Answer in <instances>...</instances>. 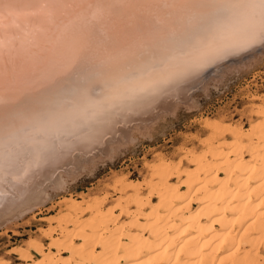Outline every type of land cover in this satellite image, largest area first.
I'll list each match as a JSON object with an SVG mask.
<instances>
[{
    "label": "bare ground",
    "instance_id": "obj_1",
    "mask_svg": "<svg viewBox=\"0 0 264 264\" xmlns=\"http://www.w3.org/2000/svg\"><path fill=\"white\" fill-rule=\"evenodd\" d=\"M263 55L264 0H0V226L44 204L74 155ZM250 112L205 117L141 180L63 197L0 264H264V102Z\"/></svg>",
    "mask_w": 264,
    "mask_h": 264
},
{
    "label": "rangeland",
    "instance_id": "obj_2",
    "mask_svg": "<svg viewBox=\"0 0 264 264\" xmlns=\"http://www.w3.org/2000/svg\"><path fill=\"white\" fill-rule=\"evenodd\" d=\"M251 63V66L243 67L234 62L218 71L202 74L198 81L194 80L196 84L187 98L182 96L183 99H176L174 104L165 105L166 109L159 108L161 110L153 112L145 123L135 121L136 127L128 129V136H122L120 132L115 136L110 132L106 135L107 145L91 154V158H81L80 165L76 163L81 154L74 155L72 165L59 168V173L45 185L48 200L44 204L31 205L22 217H15L0 226V256L3 255L6 262L17 261L16 255H9L13 246L30 236L40 235V230L47 227L46 218L54 217L56 221L60 208L58 201L63 197L104 194L110 191L113 181L124 174L143 179L145 162L151 161L156 153L173 156L181 146L197 141L195 137L204 128L205 117L220 122H248L251 103L264 102V55ZM58 177L62 185L55 183Z\"/></svg>",
    "mask_w": 264,
    "mask_h": 264
}]
</instances>
